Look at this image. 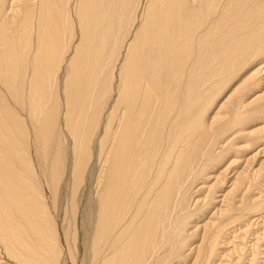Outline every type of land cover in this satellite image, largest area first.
Instances as JSON below:
<instances>
[{
    "label": "bare ground",
    "instance_id": "6f19581e",
    "mask_svg": "<svg viewBox=\"0 0 264 264\" xmlns=\"http://www.w3.org/2000/svg\"><path fill=\"white\" fill-rule=\"evenodd\" d=\"M0 264H264V0H0Z\"/></svg>",
    "mask_w": 264,
    "mask_h": 264
}]
</instances>
